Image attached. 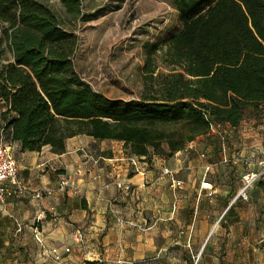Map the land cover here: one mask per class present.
Masks as SVG:
<instances>
[{
  "label": "crops",
  "instance_id": "crops-1",
  "mask_svg": "<svg viewBox=\"0 0 264 264\" xmlns=\"http://www.w3.org/2000/svg\"><path fill=\"white\" fill-rule=\"evenodd\" d=\"M227 129L204 159L190 144L174 155L172 188L122 142L76 135L60 154L25 151L0 120L27 190L0 206V264H264V175L239 195L264 162V109ZM62 176L76 189L56 190ZM43 188L54 191L35 198Z\"/></svg>",
  "mask_w": 264,
  "mask_h": 264
},
{
  "label": "trees",
  "instance_id": "trees-1",
  "mask_svg": "<svg viewBox=\"0 0 264 264\" xmlns=\"http://www.w3.org/2000/svg\"><path fill=\"white\" fill-rule=\"evenodd\" d=\"M89 21L81 0H58ZM179 25L149 46L137 99H111L74 69L77 38L41 0H0V113L25 151L65 150L76 135L169 159L212 127L264 109V0H171ZM147 47V46H146ZM220 128V130H221Z\"/></svg>",
  "mask_w": 264,
  "mask_h": 264
},
{
  "label": "rangeland",
  "instance_id": "rangeland-1",
  "mask_svg": "<svg viewBox=\"0 0 264 264\" xmlns=\"http://www.w3.org/2000/svg\"><path fill=\"white\" fill-rule=\"evenodd\" d=\"M41 1L51 7L65 29L77 38L73 55L75 71L95 91L111 99L138 98L149 46L179 25L171 0H81L82 14L89 15L86 22L67 15L58 0ZM219 131L225 137L229 133L227 128ZM212 134L218 133L212 131ZM209 143L206 137L197 138L190 143L192 153L206 154ZM160 158L153 156V164L173 169L174 156L159 161Z\"/></svg>",
  "mask_w": 264,
  "mask_h": 264
},
{
  "label": "built area",
  "instance_id": "built-area-1",
  "mask_svg": "<svg viewBox=\"0 0 264 264\" xmlns=\"http://www.w3.org/2000/svg\"><path fill=\"white\" fill-rule=\"evenodd\" d=\"M221 126L217 125L212 127V131L219 132ZM200 159L205 158V154L198 155ZM208 171L209 167H205ZM17 163L12 155L11 148L8 144L0 140V206L5 200L12 196H20L27 193V190L23 186L22 182L17 177ZM162 176L170 178V186L173 188L181 186V181L173 177L174 173L169 167H163L161 171ZM264 175V162L261 164L260 169L253 172H247L242 176L243 186L240 190V196L245 198L247 190L257 182ZM119 186V184H118ZM67 189L75 190L76 186L73 184L70 178L62 176L58 182L56 190L64 192ZM54 190L50 188H43L36 191L33 195L35 198H41L43 195L50 196ZM65 251H68L66 249ZM58 257H55L57 260Z\"/></svg>",
  "mask_w": 264,
  "mask_h": 264
}]
</instances>
